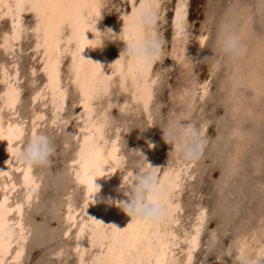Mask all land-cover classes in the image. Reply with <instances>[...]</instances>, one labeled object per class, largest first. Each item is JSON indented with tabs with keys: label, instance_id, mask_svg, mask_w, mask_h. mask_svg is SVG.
I'll return each mask as SVG.
<instances>
[{
	"label": "clouds",
	"instance_id": "clouds-1",
	"mask_svg": "<svg viewBox=\"0 0 264 264\" xmlns=\"http://www.w3.org/2000/svg\"><path fill=\"white\" fill-rule=\"evenodd\" d=\"M204 9L203 29L208 32L204 47L211 56L199 64H209L214 74L215 88L203 101L211 111L201 107L199 116H194L190 101L196 76L191 69L198 64L186 59L182 45L175 57L185 70L181 103L167 113L157 106L153 125L159 126L163 140L173 146L176 155L192 166L201 186L203 174L213 169L220 172L219 178L207 185L208 217L218 221V228L208 233L204 256L215 253L218 264H223L222 257H231L232 264H264V0H205ZM82 14L86 31L94 33L92 40H87L84 33L88 42L85 47L98 48L104 41L115 39L110 30L107 38L105 31L95 30L99 15ZM151 15L148 5L138 8L134 23L140 36L129 41L123 53L152 68L155 62L162 65L166 54L153 31ZM171 70L162 67L156 83L163 85ZM99 74L104 76L101 71ZM67 123H58L53 135L41 132L27 140L20 137L21 146L15 152L19 162L45 172V186L53 191L61 190L69 180V173L54 169L52 159L54 136L66 134ZM112 123L105 117L101 126L106 129ZM209 128L215 130L214 135L209 134ZM130 152L133 171L129 173L130 184L124 186L127 202L119 206L132 220L163 223L170 213V196L157 182L156 168L145 162L139 150ZM59 209L56 200L44 207L53 218L59 215ZM241 222L250 226L259 243L223 248L220 237ZM189 264H194V255Z\"/></svg>",
	"mask_w": 264,
	"mask_h": 264
},
{
	"label": "rangeland",
	"instance_id": "rangeland-1",
	"mask_svg": "<svg viewBox=\"0 0 264 264\" xmlns=\"http://www.w3.org/2000/svg\"><path fill=\"white\" fill-rule=\"evenodd\" d=\"M175 2L176 0H159L161 7L154 21L153 31L161 42L166 57L162 65L155 62L152 71L149 73L148 79H151V95L153 97L148 103V109L145 110L141 102L134 101L132 90L129 87L122 88L119 83V76L113 75L107 92H103L94 100V115L101 116L103 120L106 116L113 121L110 127L104 129V135L107 140L116 141V146H118V168L122 173H127L125 185L130 184L129 173L133 171L131 167L133 157L131 150H139L144 155L146 163L149 156L153 155L156 161H159L157 176L165 169H174L177 166L181 168L180 183L174 193V200L179 205L174 215L177 220L174 224V231L178 236L190 232L192 225L197 223V214L204 213L200 224L199 246L194 253V264H200L201 260L204 264H218L215 253L204 256L203 247L207 242L208 233L218 228V221L210 220L208 217L206 194L208 191L207 185L218 179L220 172L218 169H213L203 174L204 186H201L200 177L194 174L192 166L176 155L173 146L163 140V133L159 126L153 125L157 106H162L161 111L167 113L181 103L180 94L183 90L185 70L175 57L181 52V46L185 44L190 46L189 51H185L186 59L198 64L191 69L196 76V84L191 89L192 99L190 101L194 116H199L201 107H206L207 111H211L210 107L203 105L207 95L202 92V86L207 85V93L213 90L215 88L214 74L209 64H199L205 57L211 56L210 50L204 47L208 43V32L203 29L205 0H184L186 13L183 20V32H179L172 22ZM102 3L105 9L104 16L102 15V32L105 31L107 38L111 35L108 30L112 32L111 26L113 24L116 29L119 27L122 16L129 10V5L127 0H102ZM33 23L32 13L25 11L22 15L24 28L21 32V39L12 51H5L0 48V63H5L10 70L14 65L16 66L20 89V98L14 114L8 110H3L2 116L5 119L12 118V120L22 121L23 125L25 124V132L22 137L24 140L29 138V121L34 112L42 111L45 115L43 121L37 127V134L47 132L53 135L56 132V125L61 121L68 120V123L64 125L66 134H56L54 136L55 153L52 159L54 169L69 173V180L61 190L53 191L45 186V172L40 169H32L37 187L29 203L23 208L22 225L25 228L26 238L23 243V253L20 261L21 264H78V252L74 249V230L76 226L69 230L68 235H63V231L67 227L64 220L66 204L70 201L75 207H80L83 199L82 186L74 181L73 167L69 163L78 145V137L74 136L76 126L80 123L75 116L78 110L75 107L77 93L68 79L69 55L64 53L60 65V80L62 87L65 88L66 96L57 124L51 125L48 122L51 116V108L46 104L45 99L30 104V94L38 90L44 80L41 71H39V53L33 49L35 41L34 33L31 30ZM7 29L8 20H0V35ZM202 38L206 39L203 44L201 43L199 49L191 47L194 41ZM118 42L121 44L122 41L119 40ZM102 47L109 60L116 57L117 49L112 40L104 41ZM162 67L172 68L166 75V82L163 85L152 83L156 81L157 74ZM1 88L2 84L0 83ZM207 131L209 134H215L213 128H209ZM11 175L14 179L18 176L14 171H11ZM22 192V188H18L11 196V201L20 199ZM52 200L60 203L59 215L55 218L44 211L45 205ZM78 215L80 218H78L77 223L82 218L80 213ZM258 243V237L250 229V226L243 222L229 228L226 234L220 237V245L223 248L233 246L242 248ZM183 247L184 243L180 242L178 248H176L175 254L179 258L182 257L180 250ZM96 250L95 245L91 246L86 243L84 253L86 262L90 260ZM222 261L223 264H232L231 257H222Z\"/></svg>",
	"mask_w": 264,
	"mask_h": 264
},
{
	"label": "bare ground",
	"instance_id": "bare-ground-1",
	"mask_svg": "<svg viewBox=\"0 0 264 264\" xmlns=\"http://www.w3.org/2000/svg\"><path fill=\"white\" fill-rule=\"evenodd\" d=\"M17 2L18 0H0V20H8V29L2 32L0 35V48L5 51H12L16 46V43L19 41V39H21V32L24 28V26L22 25V15L25 11H30L25 8L17 13V11L15 10V5ZM24 2L27 3L29 2V0H24ZM40 2L52 4H83L91 3L92 0H40ZM95 2L99 4V19L95 24V30L102 32V15L105 12V9L103 7L102 0H95ZM157 2L159 3V0H127L129 10L122 16L121 24L118 27L119 31L117 32L118 28L116 29V26H114V24L113 26H111L112 34L115 36V39H113L112 42L117 49L116 57L109 60L102 46L98 48L85 47L81 51V57L80 54H78L76 60L77 65L80 66L79 83H77V77L75 73L71 70V66L73 63L72 53L76 52L77 43L75 39H72L71 43L68 42L69 38L73 36V33L69 25L65 24L63 26V30L59 36L60 49L61 53H68L69 55L68 79L69 82L74 86V89L77 93V101L75 107L78 110L77 113H75V116L76 120L80 122L79 125L76 126V129L74 131V136L78 137V145L69 163H71L73 167V179L79 185L81 184L76 179V173L80 172L81 174H83L85 168L92 166L95 162V157L92 154L93 141L91 139L86 141L85 137H91L92 135H95L99 138L100 133L96 132V129L100 127L103 122V118L101 116L94 115L93 103L96 99L92 101V110L90 112L85 110L82 102L80 88L81 86L85 88H89L92 86L91 78L93 72L95 71L93 65L99 64L101 74L104 76L113 77V72L116 71V75L119 76L118 78L120 86L122 88L129 87L132 90V97L134 101L136 100L138 102H141L144 107L143 101L139 100L138 97L142 94L145 83H147L151 91V79L149 80L147 78V81H145L144 79H140L139 77H137L135 81H133L132 79L130 70L131 72H135L137 63L131 57L125 56L123 52L127 46V43L129 41H135L136 39H138L140 33L130 30L127 38H125V18L130 17L133 13V10L138 9L142 3L145 5H151ZM178 6L183 8L184 20L186 13L184 0H176L173 8L174 10L172 14V22L177 30L178 28L176 20ZM10 7L13 9L12 12L9 11ZM158 10L159 9L156 10L157 14ZM49 11L50 14H52L54 17V26L59 17L60 10ZM30 12L32 13L34 18V23L31 27V30L33 31L35 37L33 49L37 53H39V71H41L44 80L42 86L38 90H35L30 94L29 101L30 104H34L36 101L45 99L46 104H48L51 108V116L48 122L49 124L54 125L53 120L58 121V117L63 109L66 96L65 88L62 87L60 80V65L62 62L63 54L59 56V65L56 69V71L58 72V76L56 77V86L59 88V92L54 93L52 87H46L47 85H49V79L48 73L44 71V67L45 64L48 63L49 59H51V61L55 63L57 55L55 52H51L50 56L46 57L45 49L43 47L38 48V45L43 44V31L41 30V32L39 33L40 38L38 39L36 28L39 21L37 20L36 13L33 11ZM15 15H19L20 19L18 21H14L13 17ZM14 23L17 24V27L20 30V35L18 39L12 40L10 38L15 31V29L13 28ZM85 38L87 40H92L94 38V33L92 31H86ZM119 40L122 41L121 44H119ZM200 45L201 40L197 39L193 42L191 47L199 49ZM184 46L185 51H189L188 49L190 48V46H188L187 44H185ZM64 49H68V51L64 52ZM81 58L86 59V61L90 60L91 62L97 64L85 62L81 65ZM117 61H120L124 73L127 75L126 80L122 81L118 70L114 69V65L117 64ZM18 81L19 75L16 66L14 65L10 70L5 63H0V83L2 84V88L0 89V132L3 133L2 138H0V203L4 204L3 220L0 221V224H2V231H0V243H2L3 245L2 250H0V264H21L20 259L23 253V243L26 238L25 228L22 225L23 208L27 203H29L37 187L32 169L29 170L27 166L19 162L16 159L15 154H13V152L10 150L11 147H15V149H17L20 146V142L14 139L10 144L8 139L9 135L16 129H19L22 133L21 137H23V134L25 132V124L23 125L22 121L19 122L17 120H12V118L5 119L2 116L3 110H8L10 112H13L12 114H14L15 107L20 98ZM10 85L11 87L15 88L19 94L15 102L12 103L11 107L9 106L10 97L7 95ZM95 86L102 87L99 84H96ZM202 92H205L204 87L202 88ZM60 93H63V98H61ZM102 93L103 91L100 92V94ZM37 96L38 98H36ZM149 102L150 101H148V103ZM44 117L45 115L42 111L34 112L30 117L28 129L29 138L32 135L37 134V127L43 121ZM82 129H89L90 131H82ZM100 143L103 145L104 157L108 162L101 168V171L104 174L96 175L93 179V185L97 188V192L90 196V201L88 202L87 207H85V202L88 199L87 188L84 185H81L83 192L81 206L75 207L70 201H68L64 213V220L67 224V227L64 229L63 235L66 236V233L68 235L69 230L73 226H76L74 230V249L78 252V264H116V259L121 255L122 244L125 246L130 244L135 245V247H132L131 249V255L128 254L127 247H125L124 249L123 259L127 261V264H140L141 260H143V264H189V255H194L199 246V237L201 233L200 224L203 219L204 213L202 214L201 212L197 214V223H194L195 225H192L190 232H186L184 235L178 236V234L174 231V224L177 221L174 215L179 208L178 203L176 202V200H174V193L180 183L181 168L178 166L174 169L168 168L165 169L159 176H157L159 161L157 162L153 155L149 156L147 164L150 167L156 168L157 182L159 184L163 182L166 187L172 186L171 196L169 200L172 205L170 215L163 223L159 224L158 229L149 228L143 222L132 220L131 217L128 216L119 206L122 203H126L127 196L125 195L126 190L124 189V182L127 178V173H122L118 168V163L114 162L111 159V155H114L118 160V146H116L115 140H107L104 135V129L103 139L100 140ZM113 144H115L116 148L115 153L112 152ZM11 171H14L18 174L16 179L12 177ZM26 176L28 178L27 180ZM18 188H22V195L20 199L12 202L11 196ZM70 206L72 209V221H69L68 219ZM79 213L81 214L82 218L77 223L78 218H80L78 215ZM92 219L100 222V225H102V227H99L95 230V234H93L92 231L94 227L93 225H91ZM130 224L132 225V228L129 229L127 234L123 237L122 241H114L112 239V227H114L117 231L123 232L124 229L129 228ZM82 226H87L85 233L79 240H77V235L80 232V227ZM198 228L199 232H197ZM157 231L159 232V237L155 235ZM137 237L139 239H137ZM193 238H195L194 244L192 243ZM180 242L184 243V247L180 250V254L182 255V257L180 255L181 258H179L177 254H175L176 248H178ZM86 243H89L91 246L95 245L97 247L96 252L94 254L92 253L93 256L88 262H86L84 259ZM149 243L152 246L151 253L147 251ZM17 253H19L20 255L17 256Z\"/></svg>",
	"mask_w": 264,
	"mask_h": 264
},
{
	"label": "snow or ice",
	"instance_id": "snow-or-ice-1",
	"mask_svg": "<svg viewBox=\"0 0 264 264\" xmlns=\"http://www.w3.org/2000/svg\"><path fill=\"white\" fill-rule=\"evenodd\" d=\"M145 4H141L140 8H144ZM148 7H150L152 9V15L149 17V19L151 21H155V19L157 18V12L156 10L159 9L161 7V5L157 2V3H153L151 5H148ZM27 8L30 11H33L36 13L37 16V20L39 21V23L37 24V28H36V32L38 34V39L39 37V33L41 32V30L43 31V44L42 45H38L39 47H43L45 49V56L49 57L51 52H55L57 55V59L55 61V63H53L51 61V59H49L48 63L45 64L44 67V71L46 73H48V79H49V85H47L46 87H52L55 92H59V88L56 86L57 85V81H56V77L58 76V72L56 71L58 65H59V56L62 55L63 53H61V49H60V40H59V36L63 30V26L65 24L69 25L71 28V31L73 33V36L69 38V43L72 42V39L76 40L77 43V49L76 52L72 53V59H73V63L71 66V70L75 73L76 77H77V83H79V77H80V66L77 65L76 60H77V55L81 53V50L85 47V45L88 43L85 39H84V33L86 30H88V28L85 25L84 19L82 17V13L86 12L88 14V16H98L99 15V4H97L95 2V0H92L91 3H83V4H63V3H56V4H52V3H41L40 0H29V2L25 3L24 0H18V2L15 5V10L17 11V13H19L21 10ZM49 10H60L59 13V17L55 23V25L53 26V15L50 14ZM67 10V11H64ZM87 10V11H86ZM9 11L12 12L13 9L10 7ZM137 11L138 9H134L133 13L130 17H126L125 18V29H124V33H125V38H127V35L129 33L130 30L136 31V27H135V23H134V17L137 15ZM14 21H18L20 19L19 15H15L13 17ZM176 24H177V28L179 32H183V8L178 6L177 7V20H176ZM13 28L15 29V31L13 32V35L11 36L10 39L15 40L19 38L20 35V30L17 27V24H13ZM206 38H202L201 39V43H204V40ZM68 49H64V52H67ZM91 63L89 61L86 60H80V64L82 65L83 63ZM93 68L95 69V71L92 74V78H91V83L92 86L89 88H85L83 86H81L80 91H81V95H82V102H83V106L85 108L86 111H91V104L92 101L94 99H96V97L100 94L101 91L103 92H107L108 86L112 81V77L111 76H101L100 73V66L99 65H93ZM114 69H117L120 75L121 80H126L127 79V75L124 73L123 67L120 64V61H117V64L114 65ZM152 71V68L148 65H144V64H139L137 63L136 65V69L135 72H131L130 70V74L132 75V79L133 81H135L137 79V77H139L140 79H144L145 81H147L148 75L149 73ZM116 71L113 72V75H116ZM152 83H156V81H153ZM99 84L102 87H96L95 85ZM205 89V95H207V85L203 86ZM7 95L10 97V107L12 106V103L15 102L16 98L18 97V92L16 91L15 88L11 87V85L9 86V92L7 93ZM61 98H63V93H60ZM38 98V96L36 97ZM34 98V99H36ZM152 98L151 95V91L147 85V83H145V87L143 89L142 94L138 97L139 100L143 101L144 103V107L145 110L148 109V101H150ZM54 99H55V95H54ZM59 110V109H58ZM57 121L53 120V124H56ZM82 131H90L89 129H82ZM96 132L100 133L99 138L95 135H92L91 137H85V140H89L91 139L93 141V145H92V154L95 157V162L92 166L85 168L83 174H81L80 172L76 173V179L77 181L81 184L84 185L87 188V196L88 199L85 202V207H87L88 202L90 201V196L93 192L96 191V188L93 185V179L96 175H103L104 173L101 171V168L103 167L104 164H106L108 161L107 159L104 157V149H103V145L100 143V140L103 139V128L102 126L98 127L96 129ZM22 133L20 132L19 129H16L14 132H12L8 139H9V143L11 144L12 140H18L21 137ZM3 133L0 132V138H2ZM106 143V142H105ZM10 150L13 152V154H15L16 149L15 147H11ZM116 148H115V144H113V149L112 152L115 153ZM111 159L116 162L119 163V161L117 160V158L114 155H111ZM30 170V168H29ZM167 175V174H166ZM27 176H26V180H27ZM161 187L163 189H165L167 191V193L169 194V196H171V187H166L165 184L163 182L160 183ZM169 209H170V213H171V209H172V205L169 201ZM72 209L71 206L69 207V221H72L73 217L71 215ZM3 213H4V204L0 203V221L3 220ZM169 213V215H170ZM91 225H93V234H95V230L99 227H102V225H100L97 221L92 220L91 221ZM146 226H148L149 228H157L159 227V224H149V223H145ZM87 226H82L80 227V232L77 235V240H79L83 234L85 233ZM132 228V225H129L128 229H124L123 232L121 231H117L114 227L111 228V231L113 232V237L112 239L114 241H122L123 237L127 234V232L129 231V229ZM0 231H2V224H0ZM197 232H199V228L197 229ZM67 235V233H66ZM155 235L157 237H159V232L157 231L155 233ZM137 239H139L137 237ZM192 243H195V238H193ZM2 243H0V250H2ZM125 247L128 248V254L131 255V249L132 247H135V245H121V255L119 258L116 259V264H127V261H125L123 259L124 256V249ZM147 251L149 253H151L152 251V246L149 243L148 249ZM191 251V250H190ZM20 254L17 253V256H19ZM191 260V255H189V261ZM140 264H143V260H141Z\"/></svg>",
	"mask_w": 264,
	"mask_h": 264
}]
</instances>
